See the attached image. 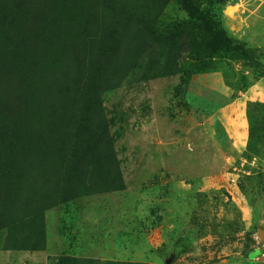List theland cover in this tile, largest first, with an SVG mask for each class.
Wrapping results in <instances>:
<instances>
[{
  "label": "rangeland",
  "instance_id": "obj_1",
  "mask_svg": "<svg viewBox=\"0 0 264 264\" xmlns=\"http://www.w3.org/2000/svg\"><path fill=\"white\" fill-rule=\"evenodd\" d=\"M21 1L54 39L20 67L0 22V264H264V0Z\"/></svg>",
  "mask_w": 264,
  "mask_h": 264
},
{
  "label": "trees",
  "instance_id": "obj_2",
  "mask_svg": "<svg viewBox=\"0 0 264 264\" xmlns=\"http://www.w3.org/2000/svg\"><path fill=\"white\" fill-rule=\"evenodd\" d=\"M7 2L10 4V6H18L19 4L22 3L21 0H7ZM3 4H4V0H0V10H2L3 8ZM188 11H191L193 13V15L199 19V21L201 23H203L204 27L211 31V29L209 28V26L207 25V22L205 20V17L200 13V11H198L196 8H194L190 3L187 7ZM40 13H34L35 19L34 20H29L30 21V26L34 27L35 25L39 24L37 27H39L37 30L30 32L29 30H26L25 28V19L24 17L21 16H14L12 18L6 16L4 18V20H0L1 23H4L3 27H6L9 30V35L10 36V42L12 43H20L21 45L23 44L20 53L18 54L17 61L20 65V67L24 66L27 67L26 65L31 63L32 61H30L27 57L28 53L32 55V60L35 58H39L38 55H36L35 53L31 52L30 46H29V42L31 40V36L32 35H36L39 37L40 41L42 43H48L47 42V38L46 36H50L51 40L54 39V33L52 32V30L50 29L49 25L50 22H48L46 20L45 15L42 16V14L39 16ZM56 15H53V17ZM56 26L57 31L59 32V25L58 24H54ZM36 27V28H37ZM212 32V31H211ZM46 35V36H45ZM49 44V43H48ZM14 67V66H13ZM96 97V96H95ZM93 99V98H92ZM84 97H81L78 99L79 101V107L81 108L83 106V108L85 107L86 104H84ZM88 100H90V98L88 97ZM100 103L96 104V107H99ZM91 106L93 104H90ZM95 105V103H94ZM86 118L84 115H82V118H80L79 120H74L72 122V129L70 131V134L68 135V140H66L64 147H63V153H62V159L63 162L67 165V168L74 170L71 167H74V161L76 160V157H81L82 155V149H81V143L78 140L77 136H81L79 134V130L82 129V119ZM85 155V154H84Z\"/></svg>",
  "mask_w": 264,
  "mask_h": 264
},
{
  "label": "water",
  "instance_id": "obj_3",
  "mask_svg": "<svg viewBox=\"0 0 264 264\" xmlns=\"http://www.w3.org/2000/svg\"><path fill=\"white\" fill-rule=\"evenodd\" d=\"M262 240L264 241V238H262Z\"/></svg>",
  "mask_w": 264,
  "mask_h": 264
}]
</instances>
